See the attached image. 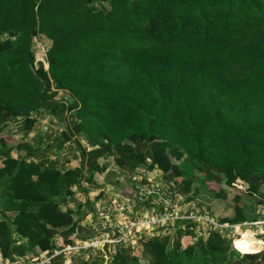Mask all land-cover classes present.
<instances>
[{"label":"trees","instance_id":"16d2710c","mask_svg":"<svg viewBox=\"0 0 264 264\" xmlns=\"http://www.w3.org/2000/svg\"><path fill=\"white\" fill-rule=\"evenodd\" d=\"M39 38L50 42L46 64L35 57ZM41 114L65 125L63 142L80 153L76 168L12 156L8 124L20 122L26 138ZM44 133L58 141L53 128ZM16 150L46 157L27 142ZM0 158V254L12 264L54 255L57 236L68 246L89 239L75 219L104 194L76 195L88 197L84 184L97 185L110 166L104 159L129 179L159 170L187 202L200 192L217 197L209 189L217 179L242 184L232 216L219 219H258L264 0H0ZM195 235L179 223L174 238H143L138 256L120 248L112 264H264L251 239L257 253L246 237L234 239L237 252L218 233L183 246ZM65 263L63 254L50 261Z\"/></svg>","mask_w":264,"mask_h":264},{"label":"built area","instance_id":"2783aa9c","mask_svg":"<svg viewBox=\"0 0 264 264\" xmlns=\"http://www.w3.org/2000/svg\"><path fill=\"white\" fill-rule=\"evenodd\" d=\"M157 171L158 170H154V172ZM136 172H138L139 175L134 176L132 179L140 181V183L130 190L129 193L117 196L113 190L112 197H118L119 200H111L108 203H104L102 200L96 203L98 204L97 206L95 204L94 211L91 212L92 218L90 223H92L93 229L100 228L115 231L112 240L109 239V236L105 237L102 235L101 237H97L96 233V236L90 239L76 241L73 245L64 247L59 253L56 252L52 256L46 253L39 257L19 259L18 264H50V261L60 254L65 255L67 259V255L76 254L81 250L97 249V251H100L99 249L103 250V248H107L108 245L115 246L122 243L121 240L116 239L118 234H123L125 238L129 236L132 238L142 237L146 232H154L155 234L153 235L157 236H170L172 229L176 228L179 223L182 229H187L189 227V230L196 231L197 233L204 232L207 235L218 233L223 237L233 236L234 239L239 236L240 232L250 230L257 240L262 241L263 250L261 253L264 252L263 204L259 205L257 208L256 213L259 217L256 220L240 224L224 223L216 216L211 217L208 214L202 213V211L196 207L181 203V200L185 199L174 194V192L170 190V187L167 191L165 189L166 185L162 181L160 183L147 179V182H144L142 174L145 176H152L153 172L140 169ZM157 175L156 177L161 180V174ZM236 187L241 191L245 189L242 184L236 185ZM176 195L179 199H175ZM185 206L188 208H185ZM142 209L144 212L146 211L145 215H143L144 212L141 213ZM116 216L124 219L129 217L130 219L126 224L120 225L114 222ZM90 229L93 230L92 228ZM234 249L237 251L235 247ZM109 252L111 253L110 250ZM115 253L116 252H113L111 254ZM107 256L108 258L104 264H108V262L112 260L110 255ZM0 264L12 263L3 260Z\"/></svg>","mask_w":264,"mask_h":264},{"label":"rangeland","instance_id":"374dc122","mask_svg":"<svg viewBox=\"0 0 264 264\" xmlns=\"http://www.w3.org/2000/svg\"><path fill=\"white\" fill-rule=\"evenodd\" d=\"M49 43L50 42L45 38H39L38 40L35 41L34 52H35L36 60L38 62H43L44 64H46V60H47L46 59V53H47L48 48L50 46ZM42 125L43 124L39 122L38 125L36 126L39 128H37L36 130L40 129L39 131H41L43 133L45 130L42 128ZM56 125H57V131L59 132L58 134L61 133V135L58 136V141H57L58 144L55 143L53 146H50V148L45 147L47 150L46 154L48 156H50V159L52 161H56V162H58V160L62 159V158H65V159H67L68 157L72 158L76 162L75 163L76 166H78L80 164V160H81L80 159V153L78 152V150H76L73 146L69 145L68 143L66 145H64V142L61 140V138H63L61 136L66 129L65 125L60 124V123H56ZM46 128H48V126ZM63 129H64V131H63ZM31 130H32L31 132L34 136L35 135V127ZM8 131H9V128L5 131V134H7ZM30 138H32V137H30ZM47 139L50 140V138H47ZM63 149H65V151L63 153H61L63 155L62 156V155H60V152ZM72 159H67L68 160L67 163H69ZM62 162H63V160H60L58 162V166L61 167ZM100 164H109L110 168H109L108 172H110V173L107 172V174H102L101 176L98 174L96 177V180H95L97 185L94 187L87 185V184H84V187L87 188V190L89 192L88 197L83 196V194H81L80 191H78L77 195H76V197H78L79 199H81L84 202L86 201V198H89L91 201H93L96 198V196L100 195V194H104V197L102 199L104 203H108L111 200H113V201L119 200L118 197H112L113 190L117 196H122V195L129 193L130 190H132L137 184L140 183V181H135L133 179H129L128 174L122 173L120 169H117L118 167L115 166V163L113 162L112 158H110L108 160H106V159L101 160ZM72 168H75L74 164H72ZM113 170H115V171L113 172ZM140 170H144V169H140ZM108 174H111V175L107 177ZM157 174H162V173L158 170L157 172L153 171L152 176H145L142 174L143 181L147 182L146 180L150 179V180H153L154 182H160L161 183L162 179L159 180L156 177V176H158ZM138 175H139L138 172H136V173L134 172L131 176L134 177V176H138ZM106 177H107V179H106ZM160 178H162V177H160ZM217 180H218L219 184H217L215 182V183L209 185V189L214 190L218 193L217 197H212V199H211V195H207V194L204 195L203 192H200L195 196L194 201L187 202L186 200L180 199L181 203L188 204L191 207H196L199 210H201L202 213L208 214L211 217H214L215 215H217L218 218H220V219L226 218V217H231L232 216V210L230 207L233 205L232 199L236 194L243 195V192H240V190L237 187H234V189L228 188V186L226 184L224 185L220 179H217ZM165 185H166L165 189L168 191L170 186L168 184H165ZM262 190H263L262 193H264V187ZM205 193H207V192H205ZM175 199H179V197L176 195ZM102 200H100V201H102ZM100 201H98V202H100ZM97 205L98 204H96V206ZM76 208H77L76 205H74L73 203H71L69 205V209H71L74 212H75ZM94 208H95V205H94ZM185 208H188V207L185 206ZM93 211H91L90 209H87V208L83 209V211L80 215V218H82L83 220L81 221V223H78L79 228H80L79 233L81 232L83 236H90L89 239L91 238V236H93V237L96 236V233H97V237H101L102 235H104L105 237L109 236V239L112 240L113 236L115 234V231H109L107 229H100V228L93 229L92 223H90L91 218H92L91 212H93ZM143 212H144V210L142 209L141 213H143ZM145 213H146V211L143 213V215H145ZM77 215H79V214H77ZM129 219H130L129 217H126L124 219V218H119L118 216H116V218L114 219V222H116L120 225H123V224H126ZM75 220H76V222H79V219H75ZM90 228H92L94 231L91 230ZM176 228L172 229L171 234H170V238H174L176 236ZM193 232L196 234L195 235L196 238H192L191 236L183 237L181 239V242L183 244H185L183 246H188V245L193 244L199 238V236H201L204 239H207L209 237V235H207L204 232H201V233H197L196 231H193ZM243 233L246 234V232H240V234H243ZM153 234H155V233L154 232H146L145 234H143L142 237H137V238H132L130 236L125 238L123 236V234H118L116 239L121 240L122 243L117 244L115 246L114 245H111V246L108 245V247L107 248L104 247L103 250L99 249L100 251H97V249L81 250L76 254L67 255L68 258L66 259L65 264H88L90 261L92 263L94 261H96V263H98V264H104L108 258L107 255H110L114 259L115 254L119 251L120 248H126V249L133 250L134 253L138 256L142 251L141 242H142L143 238L146 239V238L157 236V235H153ZM251 235H252V237L254 236L252 232H251ZM159 237L160 238H166L168 236H159ZM244 237H247V236H244ZM244 237H242V238H244ZM184 238H187V239H184ZM223 238H226L229 240L232 248H234L236 246L234 244V237L233 236H227V237H223ZM56 239H55V243L57 244L59 241H61L62 238L57 236ZM75 239H77V238L75 237L73 240H75ZM258 239H260V238H258ZM251 240L258 247L259 246L263 247V244L261 243V241H258L256 239L255 240L251 239ZM75 241H77V240H75ZM64 244H62L63 247H61L57 250L58 253L65 247ZM109 250L111 251V253H113V252H116V253L111 254L109 252ZM260 250H263V248H261ZM257 251L258 250H255L254 252H257ZM260 253L261 252H259L257 254H260ZM83 255H85V256H83ZM87 255H89L88 258H90V259L89 260L87 259L88 261H85L86 260L85 258H87L86 257ZM251 255H254V254H251ZM2 261L3 260L0 257V262H2ZM112 261L113 260L109 261L108 264H112ZM18 262H19V260L15 264H18Z\"/></svg>","mask_w":264,"mask_h":264},{"label":"crops","instance_id":"0c3cea01","mask_svg":"<svg viewBox=\"0 0 264 264\" xmlns=\"http://www.w3.org/2000/svg\"><path fill=\"white\" fill-rule=\"evenodd\" d=\"M49 49V48H48ZM39 122L40 123H42L43 125H42V128L45 130L44 132H46L47 130H48V128H47V130H46V127L48 126V127H51V128H53V131H55V133H57V135L59 136V135H61V133L60 134H58L59 132L57 131V125H56V122H53V118L50 116V115H46V114H41V117H40V119H39ZM38 122V123H39ZM38 123L35 125V135L33 136V134H32V132L28 135V137H26V138H24V136H23V134L20 132V122H16V123H9L8 124V127H7V129L9 128V131H8V133L7 134H5L6 136L5 137H8V138H10L11 140H12V145H10L11 147H13V149H14V151H13V153H12V156L15 158V159H27V161H34V162H37V163H41V162H46L47 164H50V163H53V164H55V166H57V167H60V166H58V162L60 161V160H63V162L61 163V167L60 168H62V166H64V167H66V168H72V164H74L75 165V168L77 167L76 166V162L72 159V158H67V159H72L69 163H67V159H65V158H62V159H59L58 160V162H56V161H52L51 159H50V156H48L47 154H46V157H40V158H34V157H25V153L24 152H18L17 150H16V147L18 146V144H20V143H22V142H27V143H29V144H31L32 146H33V148L34 149H42V150H44V152H46L47 150H46V148H50V147H48V145H51V146H53L55 143L56 144H58L56 141H54V139H53V136H52V134L51 133H49V134H46L45 135V133L43 132H41V131H39V130H36L37 128H39V127H36L37 125H38ZM59 123V122H58ZM56 129V130H55ZM39 131V132H38ZM51 134V135H50ZM41 136H44L43 137V140H42V142H41ZM30 137H32V138H30ZM30 138V139H29ZM47 138H50V140H48ZM52 139H53V142H54V144H52ZM61 140L63 141L64 139L63 138H61ZM51 141V142H50ZM69 144V145H71V146H73V144L72 143H70V142H66V143H64V145H66V144ZM46 147V148H45ZM64 147V146H63ZM65 151V149H63L61 152H60V155H62L61 153H63ZM63 156V155H62ZM1 167H3V165H2V159L0 158V168ZM110 168V167H109ZM109 168H108V170L104 173V174H107V172L109 171ZM115 170H113V172H114ZM108 173H110V172H108ZM9 215H13V214H9ZM77 219H79V222L78 223H81V221L83 220L82 218H77ZM60 237V236H59ZM74 239V237L72 238V240ZM184 239H187V238H184ZM57 240V239H56ZM75 240H77V239H75ZM58 242V241H57ZM73 242H74V240H73ZM76 242V241H75ZM74 242V243H75ZM62 244H64V242H63V240L61 239V241H59L58 243H57V246H58V249L59 248H61V247H63L62 246ZM183 244V243H182ZM65 245V244H64ZM183 245H185V244H183ZM66 246H68V245H65V247ZM93 252V251H92ZM47 252H44L43 254H46ZM95 253V252H94ZM83 256H85V255H83ZM87 258H85L86 260L85 261H88L90 258H88L89 257V255H87L86 256ZM88 259V260H87ZM73 262V261H72ZM88 264H98V263H96V261H94L93 263L90 261Z\"/></svg>","mask_w":264,"mask_h":264},{"label":"bare ground","instance_id":"6f19581e","mask_svg":"<svg viewBox=\"0 0 264 264\" xmlns=\"http://www.w3.org/2000/svg\"><path fill=\"white\" fill-rule=\"evenodd\" d=\"M246 232V234H239V236H237V237H244V236H247L246 238H247V240H246V242L244 243V246H245V248L249 251V252H251V253H257V252H253L252 250H250V248L247 246V243L249 242V240H250V238L251 239H256L254 236L252 237V235H251V231L250 230H247V231H245ZM250 234V235H249ZM257 240V239H256ZM258 241H261V240H258ZM261 243H262V241H261ZM263 244V243H262ZM260 248H263V247H261V246H259Z\"/></svg>","mask_w":264,"mask_h":264},{"label":"clouds","instance_id":"9594fccd","mask_svg":"<svg viewBox=\"0 0 264 264\" xmlns=\"http://www.w3.org/2000/svg\"><path fill=\"white\" fill-rule=\"evenodd\" d=\"M156 170H157V169H156ZM56 252H57V251H56ZM56 252H55V253H56ZM47 253H48V252H47ZM0 255H1V254H0ZM41 255H42V254H41ZM2 259H3V258H2Z\"/></svg>","mask_w":264,"mask_h":264}]
</instances>
